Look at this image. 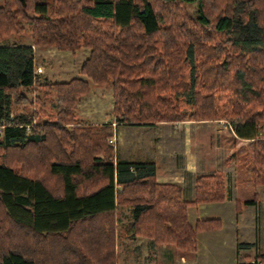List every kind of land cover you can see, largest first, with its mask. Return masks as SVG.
Returning a JSON list of instances; mask_svg holds the SVG:
<instances>
[{
  "label": "trees",
  "instance_id": "1",
  "mask_svg": "<svg viewBox=\"0 0 264 264\" xmlns=\"http://www.w3.org/2000/svg\"><path fill=\"white\" fill-rule=\"evenodd\" d=\"M25 1L0 7V42L22 33V20L32 25L30 45L0 44V264H119L125 207L133 237L198 250V235L220 222L199 220L182 237L164 207L224 202L223 176L197 178L184 202L181 187L157 181L154 161L113 159L112 128L81 126L75 111L92 82L112 85L119 125L228 119L254 143L250 180L264 186V0ZM36 47L89 49L87 80H43ZM52 93L55 122L16 113L34 105L29 94L46 103Z\"/></svg>",
  "mask_w": 264,
  "mask_h": 264
},
{
  "label": "rangeland",
  "instance_id": "2",
  "mask_svg": "<svg viewBox=\"0 0 264 264\" xmlns=\"http://www.w3.org/2000/svg\"><path fill=\"white\" fill-rule=\"evenodd\" d=\"M37 1L52 3L54 0ZM4 4L5 0H0V7L4 6ZM186 10L187 13L192 14L194 8L187 7ZM29 16L32 15L30 14ZM22 24L24 28L22 33L6 36L0 44H31L32 25L25 20H22ZM34 50L36 53L38 70H42V72H38L41 73L43 80H47L51 83L69 82L73 79L87 80V78L81 74V68L84 61L90 55L89 49H82L75 54H72L71 52H61L55 48L36 47ZM90 86L91 93L81 99L75 113L81 126L102 127L108 125L112 128L109 145L113 150V159H116L117 157L122 159L132 157V159L136 161L143 162V160L147 159L149 151L151 154L155 152L156 141L160 147L165 146L164 150L168 153L176 151L180 154L183 152L186 131H192L193 137L195 138L198 132L197 128L203 129V127L200 128V126L197 127L192 125L190 121L179 124L161 123L165 125L162 126L160 124L155 130L139 128L140 126L130 127L128 125H119L114 112L112 85L108 84L103 86L90 82ZM28 96L34 105L17 106L15 109L16 113L23 112L29 115L40 113L35 121L36 125L45 121L55 122L57 118V111L53 103L55 101V93L51 94L46 103L37 99L35 94H29ZM39 97L42 98L43 94H39ZM187 102L188 99L185 98L184 104ZM183 110L184 113L191 112L190 106L187 104ZM218 122H220L221 126L226 125L228 131H233L228 119H223ZM193 123L200 124L202 122ZM261 126L264 127V122ZM214 142L215 141L212 140V144ZM253 144V142H244L240 149L243 151L239 169L241 172L239 176H241L242 180H247L248 177L251 179L250 161H247V159H251L252 157ZM211 154H213V150L211 151ZM228 154L230 156V151ZM2 162L3 160L0 159V163ZM248 167L250 173L246 171L248 170ZM242 180H238L237 182V195L239 199L237 204L238 212L242 211L244 214L239 218V221L235 218L233 219V217L231 218V216H223V220L216 219L220 222V228L222 227V231H212L208 236L200 233L198 235V250L196 251L182 250L175 244L156 243L146 237L138 235L133 237L132 209L130 207L121 208L118 213L119 222L117 224L118 231L116 235V250L119 264H157L162 261V258L161 254L155 253L156 251L153 247H160L162 245L173 248L175 251V257L176 252H179L181 255L193 260L195 264H237V262L242 264L243 261L250 263L251 259L256 260L257 257L264 259V186L256 189L253 185L246 186V183L242 182ZM256 193L258 194V208L261 213L257 222L256 214L253 218L255 208H248L245 204L243 205L247 200H254ZM205 206H208L206 207L208 210L198 209L200 205L189 206L188 209H185L178 204L166 205L164 207V217L179 235L185 237L189 231V227L196 225L197 217L203 219L206 218L208 213L220 210L217 209L216 204H205ZM254 222L255 224H253ZM206 240L210 241L211 244H206ZM248 243H252V246L245 247L244 244ZM206 247L211 248L207 249Z\"/></svg>",
  "mask_w": 264,
  "mask_h": 264
},
{
  "label": "crops",
  "instance_id": "3",
  "mask_svg": "<svg viewBox=\"0 0 264 264\" xmlns=\"http://www.w3.org/2000/svg\"><path fill=\"white\" fill-rule=\"evenodd\" d=\"M11 45V44H4ZM30 45V44H25ZM42 72V70H38ZM192 125L197 127H203V129L197 128V134L195 138L193 137L192 131H186V136L184 138L183 152L177 153L176 151H171L168 153L164 150V147H160L157 141L155 142V152L153 154L148 153L146 160H151L156 163L157 171L156 178L161 184H174L181 187L183 190L182 200L184 202H191L195 198V185L197 178L201 176H212L215 174H220L223 176L226 182V200L222 203L216 204L217 212L208 213L206 218L199 220H223V216H231L239 221V218L244 214L242 211L238 212V195H237V182L242 180L239 176L240 165L242 160L243 151L240 150L244 142H252L249 140L240 139L233 131H228L226 127L221 126L220 122H210L205 121L200 124H195L190 122ZM188 123V124H190ZM187 124V123H185ZM158 125L140 126L139 128H147L155 130ZM162 126L165 124H161ZM182 125V124H181ZM179 126V125H178ZM131 127V126H130ZM149 127V128H148ZM205 130V131H203ZM200 137H199V136ZM212 140L215 142L212 144ZM213 147V148H212ZM239 149V151H238ZM213 150V154L211 151ZM230 151V156H229ZM238 151V152H237ZM168 153V154H167ZM236 157H235V156ZM129 161H136L132 157L125 158ZM143 160V161H146ZM250 160L247 159V161ZM1 164V163H0ZM239 165V166H238ZM238 166V168H237ZM249 172V167L248 170ZM249 176V175H248ZM245 182L246 186H251L252 183L250 178L247 180H242ZM252 201V200H247ZM195 206V205H194ZM223 206V207H222ZM205 204H201L198 209L208 210ZM246 207L255 208L253 218L256 216V222L259 220L261 213L258 208V201L256 205H249ZM208 216V217H207ZM255 224V222L253 223ZM256 226V225H255ZM220 228V227H219ZM217 229V232H221L222 227ZM205 236L210 235L211 231L202 232ZM257 236V235H256ZM206 244H211L210 241L206 240ZM252 245V243L244 244ZM207 246V245H206ZM207 249L211 247H206ZM155 253L161 254L162 261L157 264H195L193 260L181 255L176 252L173 248L168 246H154ZM238 250V248H237ZM166 260V261H165ZM239 262H237L238 264ZM240 264V263H239ZM242 264H264L263 259L257 257L256 260H252L250 263L243 261Z\"/></svg>",
  "mask_w": 264,
  "mask_h": 264
},
{
  "label": "water",
  "instance_id": "4",
  "mask_svg": "<svg viewBox=\"0 0 264 264\" xmlns=\"http://www.w3.org/2000/svg\"><path fill=\"white\" fill-rule=\"evenodd\" d=\"M23 5L25 6L26 5V1L25 0H21Z\"/></svg>",
  "mask_w": 264,
  "mask_h": 264
},
{
  "label": "built area",
  "instance_id": "5",
  "mask_svg": "<svg viewBox=\"0 0 264 264\" xmlns=\"http://www.w3.org/2000/svg\"><path fill=\"white\" fill-rule=\"evenodd\" d=\"M225 127H227L226 125H224ZM2 133V128H0V134ZM112 141V140H111Z\"/></svg>",
  "mask_w": 264,
  "mask_h": 264
}]
</instances>
